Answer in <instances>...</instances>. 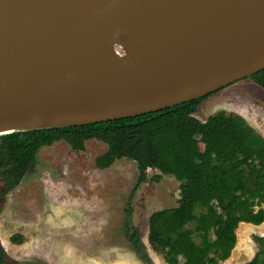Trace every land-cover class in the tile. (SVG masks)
<instances>
[{
  "label": "water",
  "instance_id": "1",
  "mask_svg": "<svg viewBox=\"0 0 264 264\" xmlns=\"http://www.w3.org/2000/svg\"><path fill=\"white\" fill-rule=\"evenodd\" d=\"M264 69V0H0V136L154 113Z\"/></svg>",
  "mask_w": 264,
  "mask_h": 264
},
{
  "label": "trees",
  "instance_id": "2",
  "mask_svg": "<svg viewBox=\"0 0 264 264\" xmlns=\"http://www.w3.org/2000/svg\"><path fill=\"white\" fill-rule=\"evenodd\" d=\"M264 89V69L249 77ZM204 97L154 113L85 125L53 127L0 136L2 195L10 193L33 166L39 149L64 141L72 151L85 142L107 145L94 159L97 169L119 159L133 161L134 186L124 208L123 232L138 258L151 263L146 246L132 223L135 191L157 170L152 180L171 175L179 182L175 208L148 218L147 242L166 264H220L236 244L240 223L264 222V138L242 116L218 111L204 122L195 118ZM20 245L21 234L10 236ZM258 250L243 264H264V236H254ZM0 245V264H6Z\"/></svg>",
  "mask_w": 264,
  "mask_h": 264
},
{
  "label": "rangeland",
  "instance_id": "3",
  "mask_svg": "<svg viewBox=\"0 0 264 264\" xmlns=\"http://www.w3.org/2000/svg\"><path fill=\"white\" fill-rule=\"evenodd\" d=\"M218 111L242 116L264 138V89L251 79L215 92L200 103L194 116L204 122ZM106 149L105 143L89 140L84 151L74 152L60 141L39 149L33 166L7 195L1 194L0 177V245L6 264H146L123 232L127 196L137 177L135 163L122 158L107 169H97L94 159ZM146 174L148 180L134 193L132 223L150 264H163L147 242L148 218L177 206L179 182L171 175L154 182L157 170L147 169ZM263 228L264 223L258 227ZM13 234L23 236L22 244L10 242ZM254 236H264V231L247 236L237 231V252L247 253L244 261L258 250Z\"/></svg>",
  "mask_w": 264,
  "mask_h": 264
},
{
  "label": "crops",
  "instance_id": "4",
  "mask_svg": "<svg viewBox=\"0 0 264 264\" xmlns=\"http://www.w3.org/2000/svg\"><path fill=\"white\" fill-rule=\"evenodd\" d=\"M264 223V222H263ZM258 227H259V225L258 226H251V224H246V223H240L239 225H238V227H237V229L235 230V233H236V237H237V231H241V233H242V235H245V236H247V234L248 233H256L257 235H260V234H262L263 233V231H264V228H263V230H259L258 229ZM250 231V232H249ZM237 242V241H236ZM237 246H236V244H235V246H234V248H233V250L231 251V254H230V256H229V258L228 259H226V260H224V261H222L220 264H243V263H245V262H248L250 259H248V260H246V261H244L245 260V258L244 257H246V254L247 253H241L242 251H240V252H237ZM244 251H246V250H244ZM160 264V263H159ZM164 264V263H163ZM166 264V263H165Z\"/></svg>",
  "mask_w": 264,
  "mask_h": 264
},
{
  "label": "flooded vegetation",
  "instance_id": "5",
  "mask_svg": "<svg viewBox=\"0 0 264 264\" xmlns=\"http://www.w3.org/2000/svg\"><path fill=\"white\" fill-rule=\"evenodd\" d=\"M248 78H249V77H248ZM230 85H231V84H230ZM228 86H229V85H228ZM226 87H227V86H226ZM223 88H225V87H223ZM223 88H222V89H223ZM220 90H221V89H220ZM218 91H219V90H217V91H215V92H218ZM215 92H213V93H211V94H214Z\"/></svg>",
  "mask_w": 264,
  "mask_h": 264
}]
</instances>
